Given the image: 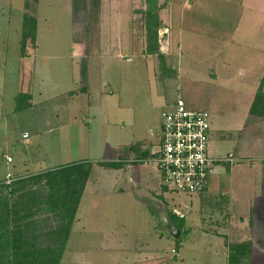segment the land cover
<instances>
[{"label":"rangeland","instance_id":"1","mask_svg":"<svg viewBox=\"0 0 264 264\" xmlns=\"http://www.w3.org/2000/svg\"><path fill=\"white\" fill-rule=\"evenodd\" d=\"M37 2L0 0V182L13 186L59 165L91 163L62 257L69 264H229L227 248H245L240 241L249 226L241 223V228L239 221L241 213L248 220L257 173L249 163L255 158L243 162L241 179L234 178L225 249L209 221H193L198 218L193 209L210 196H168L170 207L182 204L178 214H186L183 204L192 205L186 221L201 226L182 231L178 240L169 235L158 218L164 205L155 194L159 175L151 152L157 150L162 113L178 95L189 109L210 113L209 142L216 148L210 147V154L234 152L236 163L245 159L238 145L249 155L263 148L264 115H252L249 107L264 72V0H102L98 6L95 0L87 17L82 74L71 63L79 59L71 44L72 27L83 13H77L78 0L75 5L50 0V6L40 0L38 23ZM30 19L39 25L37 52ZM143 149L149 154L138 161ZM115 152H128L130 161L115 159ZM113 162L125 165L107 166ZM133 167H138V183L128 177L135 175ZM10 188L1 186L0 196ZM57 221L55 214L43 218L47 226L39 239ZM108 242L123 244L128 254L108 255ZM255 260L261 264L257 254ZM240 264H250L249 257Z\"/></svg>","mask_w":264,"mask_h":264},{"label":"trees","instance_id":"2","mask_svg":"<svg viewBox=\"0 0 264 264\" xmlns=\"http://www.w3.org/2000/svg\"><path fill=\"white\" fill-rule=\"evenodd\" d=\"M95 5H99L98 0ZM147 12L148 9L145 14ZM29 23L33 27L36 25L31 19ZM249 112L255 116L264 115V72ZM148 154L147 149L141 151L143 158ZM122 165L113 162L107 166ZM90 170L89 161L77 162L17 179L13 186L0 182V187H11L8 193L0 196V264H61ZM54 214L58 217L56 225L46 233L45 239H39L43 226H47L42 224L43 218ZM167 216L171 224L182 227L183 220L176 214L168 212ZM242 245L244 250L240 244L229 246V264H240L248 257L247 244Z\"/></svg>","mask_w":264,"mask_h":264},{"label":"crops","instance_id":"3","mask_svg":"<svg viewBox=\"0 0 264 264\" xmlns=\"http://www.w3.org/2000/svg\"><path fill=\"white\" fill-rule=\"evenodd\" d=\"M48 5L50 6L49 1L50 0H45ZM117 1V0H115ZM134 1V0H133ZM79 4H78V9H77V13L80 14L81 12V20L79 18V22L78 24H74L72 27V40L73 42L71 43L74 49V56L78 57L79 59H76V61H72L71 63L73 65L74 62H76V69L78 74H82L84 72H86L87 70V60L85 59V57L87 56V42H88V27H87V17H88V12L90 10V5L91 2L94 4L93 0H78ZM102 2V0L99 1V4ZM84 3V5H83ZM71 4L75 5L74 0H72ZM83 7V8H82ZM40 9H41V4H40V0H38L37 2V23L40 20L41 17V13H40ZM83 14V15H82ZM36 23V29H35V37H36V41H37V48H36V52L39 49V42H38V38L40 36V31H39V25ZM131 27L132 24L130 23ZM120 32H122V30H119ZM133 34V32H132ZM133 38V36H132ZM52 39V38H51ZM50 41V40H49ZM53 44V41H50V45ZM36 55V54H35ZM36 59H34V70L35 73L37 71L36 68ZM69 72L71 74L74 73L73 69L74 67L69 65ZM36 76V75H35ZM72 79H74V77H72ZM51 97V96H50ZM252 102V98L250 99V103ZM251 105V104H250ZM251 115V114H250ZM229 133V132H228ZM226 133V134H228ZM229 135V134H228ZM258 139H261L260 136H258ZM264 142V140H263ZM264 144V143H263ZM259 146V145H258ZM214 148V146H212V143L209 142V149ZM239 148V153L240 157L245 159H242L243 161H238L236 163H233L234 158L236 160V155L233 154V158H232V162H222L223 165L225 164V166L223 167V165H216L213 171L212 176L210 177L209 180V185L207 187L206 190H204L202 193H199L197 195H192L190 197H199L200 199H202L203 197L206 196H210L207 201H205L204 203H202V201H200L199 206H197L194 210V213L198 216V218L196 219H191V222L193 223V221L197 222L198 224L201 222L202 224H204L202 221H209L210 224L212 225L210 228L211 232L215 233L219 238L223 239V248H227L226 242H224V240H230V233H229V228H232V220L230 219V215L231 213H229V205H230V211H231V199L233 200L234 195H235V184H234V178L238 177L239 179L242 178V175L245 173L246 171V164L243 162H247V158H251L254 159L255 158V162H250L249 163V167H253L254 168V173L255 174V181L253 184V188L250 192H252V195L250 196V199L248 201V205H247V219L248 220H244L243 214L241 213L240 215V221L239 223L241 224H248V233L244 235L243 232V238H241L242 241H240L242 244H247V250L246 253L250 259V264H258L257 261L255 260L256 254L259 256L260 262L261 264H264V146L263 148L258 147V149H256V155L254 152V155H249L246 148H243V146L238 145ZM246 150V151H245ZM210 152V151H209ZM128 152L125 153H114L116 154L115 159H119L122 161H126L127 163L130 161L128 160ZM230 152L227 153V155H213L215 157H227L228 154ZM141 155V153H140ZM212 155V154H211ZM255 156V157H254ZM238 157V158H240ZM123 158V159H120ZM145 158H143L142 160H138V161H144ZM136 162H138L137 160H135ZM126 163V166L129 167L131 165H128ZM142 163V162H140ZM123 165H125V163H123ZM248 165V164H247ZM222 168L220 170H222V172H220L219 168ZM217 169V171H216ZM133 170L135 171V175L133 176V174L131 173L129 177V179L133 178V181H135L136 183L139 182V176H138V167H133ZM217 172V173H216ZM9 172L6 174V176H8ZM227 174V175H226ZM158 177V176H157ZM90 178V174L88 176L87 181ZM212 180H214L212 182ZM86 181V183H87ZM244 183V180H243ZM253 183V180H252ZM86 185V184H85ZM100 185H97V190L100 191ZM85 188V187H84ZM104 187L101 185V189H103ZM124 187H119V192L123 193L124 195ZM155 191V190H154ZM160 190L158 188V190L155 191V194L160 197V202L162 205H164V207H161L159 209V213H158V218L166 225L167 227V231L170 235V231L173 228L172 226H170V222H169V218H168V212L174 213L178 216V218H181L183 220V225L182 227H177L176 228H180V237H181V233L182 231L185 232L186 234L189 231H194L195 227L200 228L199 226H195V225H191L189 224L190 221H186L187 217L186 215L191 214V210L189 209V211H187V208L193 207L192 205H188L187 204H183V207L185 206V210H183L184 215H181L180 213L178 214L177 211L179 207L182 206V204L175 203L174 206L170 207L168 204V196L170 198H175V197H180V196H187V195H180V196H173L171 197L170 194L164 193V194H160L158 193ZM84 193V190L82 192V194ZM82 196V195H81ZM230 198V201H229ZM81 199V198H80ZM164 199V200H163ZM224 199V200H222ZM166 201V202H165ZM80 205V204H79ZM187 206V207H186ZM79 207V206H78ZM206 209H209L207 211L208 214V218H206L205 212ZM204 212V213H203ZM193 220V221H192ZM188 222V223H187ZM242 224H241V228H242ZM172 227V228H171ZM247 230V229H246ZM206 231V230H205ZM241 231V230H240ZM112 233H110L109 235H111ZM70 235V234H69ZM171 236V235H170ZM70 237V236H69ZM179 237V238H180ZM239 239V238H238ZM68 242V241H67ZM231 242V241H230ZM245 242V243H244ZM112 243H107V248L106 251L108 253V255L112 256V257H119V254H128V250L123 249L122 245L123 244H115L116 246H118V249L113 248V246L115 245H111ZM233 245V244H231ZM67 246V245H66ZM66 250V248H65ZM174 252V255L177 256V251L175 249H172V253ZM227 253H229L228 248H227ZM117 254V256L115 255ZM229 254H226V256H228ZM263 259V262H262ZM145 261V260H144ZM73 263V262H72ZM80 264H82L81 262H79ZM61 264H69L68 263V259L67 261L65 260H61ZM84 264H89V260L85 261ZM128 264H146L143 261H134Z\"/></svg>","mask_w":264,"mask_h":264},{"label":"built area","instance_id":"4","mask_svg":"<svg viewBox=\"0 0 264 264\" xmlns=\"http://www.w3.org/2000/svg\"><path fill=\"white\" fill-rule=\"evenodd\" d=\"M162 113L157 150L152 162L159 175V192L173 196L197 195L207 189L216 165L232 162L209 152L211 116L207 110L189 109L178 95ZM26 138L27 135L23 134ZM12 161L11 156L6 157Z\"/></svg>","mask_w":264,"mask_h":264},{"label":"water","instance_id":"5","mask_svg":"<svg viewBox=\"0 0 264 264\" xmlns=\"http://www.w3.org/2000/svg\"><path fill=\"white\" fill-rule=\"evenodd\" d=\"M170 235L173 239H179L180 237V228L173 227L170 231Z\"/></svg>","mask_w":264,"mask_h":264},{"label":"flooded vegetation","instance_id":"6","mask_svg":"<svg viewBox=\"0 0 264 264\" xmlns=\"http://www.w3.org/2000/svg\"><path fill=\"white\" fill-rule=\"evenodd\" d=\"M169 225L172 226V227H175L174 224H171V223H170ZM172 227H171V228H172Z\"/></svg>","mask_w":264,"mask_h":264}]
</instances>
